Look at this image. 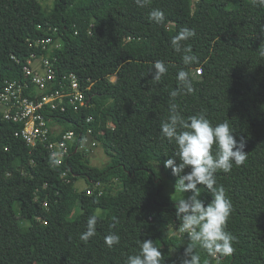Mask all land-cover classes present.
<instances>
[{
    "label": "trees",
    "instance_id": "16d2710c",
    "mask_svg": "<svg viewBox=\"0 0 264 264\" xmlns=\"http://www.w3.org/2000/svg\"><path fill=\"white\" fill-rule=\"evenodd\" d=\"M153 9L164 12L162 23L150 20ZM185 27L196 35L181 45L198 58L187 66L171 44ZM49 36L61 47L36 44ZM261 50L264 7L256 0H148L144 7L135 0H54L50 12L41 0H0V89L7 80L22 79L29 59L43 54L55 59L58 77L74 73L89 87V104L79 111L45 112L62 133L78 136L62 163L48 148L28 146L16 136L23 123L3 120L0 112V264H125L147 239L161 251L162 264L190 260L187 233H171L181 224L176 202L193 194L175 191L178 176L163 163L176 152L161 134L172 105L185 120L203 114L213 125L227 121L235 138L245 141L244 164L215 174L232 204L226 231L235 238L234 252L211 257L199 245L194 252L201 264H264ZM156 61L168 68L159 82L150 72ZM180 70L190 75V94L178 83ZM89 129L110 157L104 166L75 151ZM80 178L91 193L75 187ZM115 178L120 187L103 194L102 185ZM197 187L209 203L211 193ZM91 215L97 216L96 233L84 242L80 236ZM110 234L120 237L111 248L105 244Z\"/></svg>",
    "mask_w": 264,
    "mask_h": 264
},
{
    "label": "clouds",
    "instance_id": "9594fccd",
    "mask_svg": "<svg viewBox=\"0 0 264 264\" xmlns=\"http://www.w3.org/2000/svg\"><path fill=\"white\" fill-rule=\"evenodd\" d=\"M139 7H144L148 0H135ZM259 6L264 7V0H256ZM150 20L162 23L164 12L160 9H153L149 13ZM195 30L187 27L183 28L175 37L171 39V44L175 51L183 52L182 63L187 66L197 61V56L192 54V48L182 47L181 41H185L195 36ZM264 56V50H261ZM168 71L167 66L162 61H156L153 70L150 71L152 80L159 82ZM177 80L186 93L194 91L192 80L187 71L180 70ZM171 97L178 95L177 91L169 94ZM161 134L176 147V152L172 157L164 160V167L171 168L173 175L178 176L175 184V191L185 193L192 190L190 197L181 198L176 202L175 215L181 221L180 231L187 233L191 244L185 250L191 254V259H183L182 264H201V259L194 252V248L199 247L206 250L211 257L230 256L234 252V237L226 231L227 222L232 211V204L225 196L222 186L217 185L216 173L222 170L227 173L236 166L243 165L246 160L245 141L237 140L234 130L227 121L213 125L203 114L191 116L185 120L176 111V106L172 105L171 114L168 119L161 124ZM215 146V154H213ZM177 159L179 163H177ZM59 163L58 160L54 161ZM191 166V171L186 175H181L184 169ZM187 182V183H186ZM203 185L212 195L213 199L205 204L200 199ZM183 214V215H181ZM97 216L91 215L87 221V230L83 232L80 239L87 242L96 233ZM120 237L110 234L105 237V244L111 248L118 244ZM162 253L153 244L151 239L144 240L140 246V251L136 255L127 258L125 264H162Z\"/></svg>",
    "mask_w": 264,
    "mask_h": 264
},
{
    "label": "built area",
    "instance_id": "2783aa9c",
    "mask_svg": "<svg viewBox=\"0 0 264 264\" xmlns=\"http://www.w3.org/2000/svg\"><path fill=\"white\" fill-rule=\"evenodd\" d=\"M36 44L42 45L43 49L61 47L60 39H54L52 36L39 39ZM38 60L40 62L37 64ZM55 66V59L44 54L33 55L24 67V77L7 80L0 89V112L3 120L23 123L16 136L21 137L28 146L37 148L42 145L50 150L55 160L62 163L72 153L78 136L74 130L62 133L58 126L50 124V118L45 112H66L71 108L79 111L89 104L86 93L89 87L84 88L74 73L58 77ZM196 71L200 74L201 68ZM55 84L58 87L54 90ZM33 87L36 94L32 93ZM47 90H51V93L45 94ZM55 133L60 134V137L52 140L51 137ZM88 137L94 138L92 129L88 130L83 139H79L75 151L85 153L91 146H97L98 141L94 138L90 143ZM88 193L91 191L88 190Z\"/></svg>",
    "mask_w": 264,
    "mask_h": 264
},
{
    "label": "rangeland",
    "instance_id": "374dc122",
    "mask_svg": "<svg viewBox=\"0 0 264 264\" xmlns=\"http://www.w3.org/2000/svg\"><path fill=\"white\" fill-rule=\"evenodd\" d=\"M41 2H42L44 10L46 12H50L53 10L54 0H41ZM235 4L238 5V2H235ZM39 62L40 61L38 60L36 63L38 64ZM112 79L114 80L115 78H112ZM93 139L94 138H92V137H88V141L90 143L93 141ZM85 157L89 158L91 163L93 165H96V166H104L110 160V157L106 154V152L104 150V146L100 141H98L97 146H91V149L85 153ZM75 187L79 191L88 190L90 188L89 185L87 184L86 180L83 178H80L75 183ZM119 187H120V183L118 181V178H115L112 182H110V183L107 182V183H104L102 185L103 194H105V195L111 194L115 191V189H117ZM168 189L171 191L173 189V187L169 186ZM18 206L19 205H17V207ZM79 209H80L79 206H76V208L74 210V214H76L79 211ZM95 213H97L98 215H102L103 210L102 209H96ZM171 233L172 234H175V233L180 234V230H179V228H171Z\"/></svg>",
    "mask_w": 264,
    "mask_h": 264
}]
</instances>
